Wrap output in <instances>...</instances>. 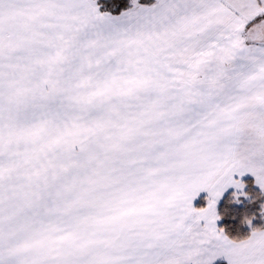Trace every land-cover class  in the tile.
Instances as JSON below:
<instances>
[{"label": "snow or ice", "instance_id": "snow-or-ice-1", "mask_svg": "<svg viewBox=\"0 0 264 264\" xmlns=\"http://www.w3.org/2000/svg\"><path fill=\"white\" fill-rule=\"evenodd\" d=\"M102 9L0 0V264H264V0Z\"/></svg>", "mask_w": 264, "mask_h": 264}, {"label": "trees", "instance_id": "trees-1", "mask_svg": "<svg viewBox=\"0 0 264 264\" xmlns=\"http://www.w3.org/2000/svg\"><path fill=\"white\" fill-rule=\"evenodd\" d=\"M142 2H150V0H142ZM99 3L103 6L102 10L106 9L117 13L119 8L125 5L126 0H99ZM114 4H117L118 7H114ZM244 181L247 184L245 191L255 195L258 190L253 187L252 178H247ZM231 199L232 197L230 193H228L218 206V212L222 215V219L219 221L218 225L220 227H224L229 234L233 236H242L249 231L248 226L242 223L245 215H252L253 213H256L257 219L254 220L253 223L257 226L264 224V220H261L258 215L259 201L250 203L249 200L242 199L240 204H234L231 202ZM202 206H204V204H202L199 200L196 204V207ZM216 264L225 263L218 262Z\"/></svg>", "mask_w": 264, "mask_h": 264}, {"label": "rangeland", "instance_id": "rangeland-1", "mask_svg": "<svg viewBox=\"0 0 264 264\" xmlns=\"http://www.w3.org/2000/svg\"><path fill=\"white\" fill-rule=\"evenodd\" d=\"M247 178H252V180H253V187L256 188V189L258 190V188L254 185V178H253L251 175H246L245 177H243V180H245V179H247ZM232 191H233L232 189H229V190L225 193L224 197L227 196L228 193H230V195H231V192H232ZM205 196H206V194H205V195H201V196L198 198V200L195 202L194 206H196V204H197V202H198L199 200H200V202H201L202 204H204V206H205V205H206V200L204 199ZM224 197H223V198H224ZM200 198H202V199H200ZM223 198L219 201L218 206H219L220 202L223 200ZM242 199H243V198H242ZM234 204H235V203H234ZM218 223H219V221H218ZM221 262H223V261H221Z\"/></svg>", "mask_w": 264, "mask_h": 264}, {"label": "crops", "instance_id": "crops-1", "mask_svg": "<svg viewBox=\"0 0 264 264\" xmlns=\"http://www.w3.org/2000/svg\"><path fill=\"white\" fill-rule=\"evenodd\" d=\"M205 194H206V193H201V195H205ZM201 195H200V196H201ZM200 196H199V197H200ZM199 197H198V198H199ZM198 198L194 201V204H195V202L198 200ZM221 261H223L225 264H227V262H226L223 258H220V259H218L217 261H215V264L218 263V262H221Z\"/></svg>", "mask_w": 264, "mask_h": 264}]
</instances>
